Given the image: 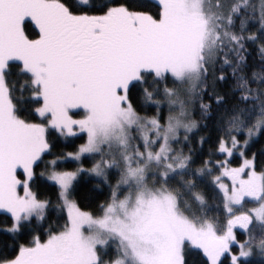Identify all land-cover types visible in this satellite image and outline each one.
Masks as SVG:
<instances>
[{
  "label": "rangeland",
  "instance_id": "374dc122",
  "mask_svg": "<svg viewBox=\"0 0 264 264\" xmlns=\"http://www.w3.org/2000/svg\"><path fill=\"white\" fill-rule=\"evenodd\" d=\"M157 1L162 14L148 31L140 23L143 15L123 8H112L97 16H70L78 24L95 25L86 31L89 37L83 29H73L63 20V14L69 15L55 0H28L26 7L17 0H0V60L3 52L12 49L26 62L41 100L36 113L42 118L38 124L29 123L13 113L4 64L0 63V212L13 218L10 230L46 207L45 201L36 199L29 182L33 164L48 149V128L64 139L80 135L84 140L74 153L56 161L80 162L85 156L95 155L90 169H51L43 173L59 188L68 224L44 242L22 246L15 259L0 264H183L185 247L200 251L210 264H219L224 257H229L231 264H239L253 255L264 256V239L262 244L251 246L254 241L251 243L248 235L252 224H264V173L253 169L252 158L240 151V164H226L213 178L227 215L225 227H218L220 233L213 221L180 211L172 192L158 184L183 165L172 155L174 142L181 132L193 127L188 111L180 110L187 105L185 99L192 97L199 80L201 49L210 24L204 0ZM28 5L44 14L36 22L43 30L36 39L24 37L21 32L24 10H32ZM45 18L53 27L46 24ZM176 24L180 27L177 32ZM100 26L128 28L129 35H121L107 54H100ZM138 28L146 31L139 36ZM169 34L175 41L174 51L164 42L167 38H162ZM66 44L68 53L77 52L81 59L96 46L87 62L77 63L75 58L65 57ZM158 49L171 59L155 65L169 66L171 75L182 84L171 100H165L170 105L164 125L157 118L137 115L126 94L131 81L149 68L141 63ZM232 149L235 145L222 150L226 152L223 161L231 159ZM10 151L13 161L8 156ZM20 162H27L30 168L23 170L25 163L17 165ZM81 170L103 182L107 176L116 175L117 182L111 184L110 198L99 216L81 210L69 196ZM20 171L30 176L21 177ZM246 201L255 206L242 208ZM239 232L246 235L239 238ZM217 239L221 242L219 248L212 246ZM110 247L115 248V257L104 261L101 256ZM112 255L108 253V257Z\"/></svg>",
  "mask_w": 264,
  "mask_h": 264
},
{
  "label": "trees",
  "instance_id": "16d2710c",
  "mask_svg": "<svg viewBox=\"0 0 264 264\" xmlns=\"http://www.w3.org/2000/svg\"><path fill=\"white\" fill-rule=\"evenodd\" d=\"M17 1L24 3L26 7L28 0ZM55 1L59 2L69 15L68 17L63 14V20L68 22L65 23L73 29H83L84 32L95 25L78 24L70 16H97L107 13L112 8H123L129 13L143 15L140 23H143L148 31L153 29L152 24H155L162 14L161 4L157 0ZM203 2L204 6L207 5L210 29L206 30L207 39L201 49L200 76L192 97L185 99L187 105L180 110L188 111L192 122L190 127L193 129L179 134L172 153L173 157L177 156L184 169L178 171L182 166L174 169L172 174L167 175L163 181L159 180L158 184L172 192L178 201L180 211L182 210L184 214L186 212L197 214L200 219L213 221L220 233L221 229L218 227H225L227 215L223 207V197L215 186L214 176L226 164L239 165L240 151L244 157L253 159L255 171L264 173V0ZM30 8L32 10L29 13L24 10L21 32L24 37L36 39L43 32L37 27L36 22L44 14L37 7ZM45 19L43 20L46 24L53 27V24H49ZM176 25L177 28L178 24ZM127 29H122L120 34L129 35ZM139 30V36L142 35V31H146L144 28H138ZM0 32L3 31L0 29ZM121 35H115L110 39L107 37L104 40L99 37L101 45L99 49L107 48L108 53L112 43L120 39ZM88 36L90 37L89 34ZM162 38H167L163 41L174 51L175 41L172 35H162ZM95 46L90 47L89 55H92L91 51ZM64 48L66 49V45ZM11 50L2 53L0 63L4 64L3 76L13 113L26 122L38 124L42 118L36 111L41 100L26 69V62L15 50ZM156 52L153 57L141 63V66L149 68L143 70L140 77L131 81L126 94L130 106L137 115L157 118L159 123L164 125L170 105L165 100L166 98L168 101L171 100L181 89L182 84L171 75L169 66L161 65L159 68L155 65L163 60L166 64V61L171 59L169 55H162L163 50L158 49ZM0 121L2 122V118ZM78 136L64 139L55 130L50 128L46 130L48 149L42 154L41 160L33 164L29 182L36 199L45 201L46 207L41 214L21 222L15 230H10L13 218L8 213L0 212V263L15 259L22 246L44 242L66 228L67 214L61 205L59 188L46 180L43 173L51 169L75 171L79 168L92 167L95 155L85 156L80 162L56 161L76 151L78 145L84 141L83 137ZM230 145H235V149H232L231 159L225 162L223 158L226 152L222 150ZM183 158L187 159L185 164ZM21 163L25 162L17 165ZM22 167L25 171L30 168L27 162ZM80 172L73 181L69 196L81 210L99 216L110 198L111 184L117 182L116 175L107 176V181L103 182L96 176L89 175L87 170ZM19 174L21 177L30 176L23 171ZM184 194L187 197L183 198ZM192 198L197 199L198 203ZM254 206V203L246 201L242 208ZM245 235L238 233L239 238ZM248 235L251 243L254 241L251 246L260 245L258 243L264 239V224H252ZM182 251L183 264H210L203 254L194 248L185 247ZM109 252L113 253L112 257H108ZM103 254L101 258L104 261L111 260L116 254L115 248L110 247ZM219 264H231L229 257H224ZM239 264H264V256L253 255L249 259L241 260Z\"/></svg>",
  "mask_w": 264,
  "mask_h": 264
},
{
  "label": "flooded vegetation",
  "instance_id": "af4514ba",
  "mask_svg": "<svg viewBox=\"0 0 264 264\" xmlns=\"http://www.w3.org/2000/svg\"><path fill=\"white\" fill-rule=\"evenodd\" d=\"M100 28H102L101 26H100ZM106 29H103V30H101L100 32L102 33V35H101V37H102V40H104L105 38H107L108 37V39H110V38H112L113 36H115V35H121L120 34V32L122 31V29L121 28H118V27H109V28H107V27H105ZM98 31V30H97ZM65 43H67V41H65ZM68 45L66 44V52H65V57H72V58H75V61L77 62V63H85V62H87L89 59H90V56H93V55H88L87 57H84L83 59H81V58H79L81 55L79 54V53H77V52H73L72 53V55H70L68 52ZM107 49V48H106ZM106 49L103 47H101V49H100V54H107V52H106ZM108 50V49H107ZM9 156V158H10V160L11 161H13V156H12V154H11V151H10V155H8ZM10 160L8 161V162H10Z\"/></svg>",
  "mask_w": 264,
  "mask_h": 264
},
{
  "label": "water",
  "instance_id": "95a60500",
  "mask_svg": "<svg viewBox=\"0 0 264 264\" xmlns=\"http://www.w3.org/2000/svg\"><path fill=\"white\" fill-rule=\"evenodd\" d=\"M212 245L215 247V248H218V247H220V242H212Z\"/></svg>",
  "mask_w": 264,
  "mask_h": 264
}]
</instances>
